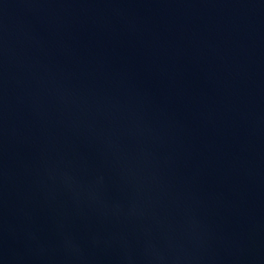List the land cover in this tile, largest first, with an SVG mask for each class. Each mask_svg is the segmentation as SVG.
Listing matches in <instances>:
<instances>
[{"label": "water", "instance_id": "95a60500", "mask_svg": "<svg viewBox=\"0 0 264 264\" xmlns=\"http://www.w3.org/2000/svg\"><path fill=\"white\" fill-rule=\"evenodd\" d=\"M0 264H264V0H0Z\"/></svg>", "mask_w": 264, "mask_h": 264}]
</instances>
